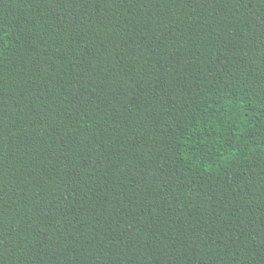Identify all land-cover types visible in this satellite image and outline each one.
I'll list each match as a JSON object with an SVG mask.
<instances>
[{"label":"trees","instance_id":"1","mask_svg":"<svg viewBox=\"0 0 264 264\" xmlns=\"http://www.w3.org/2000/svg\"><path fill=\"white\" fill-rule=\"evenodd\" d=\"M0 264H264V0H0Z\"/></svg>","mask_w":264,"mask_h":264}]
</instances>
